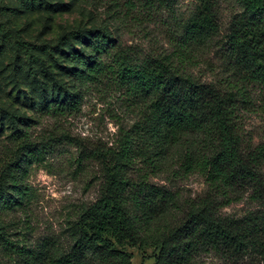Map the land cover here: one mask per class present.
Returning <instances> with one entry per match:
<instances>
[{
	"label": "trees",
	"instance_id": "trees-1",
	"mask_svg": "<svg viewBox=\"0 0 264 264\" xmlns=\"http://www.w3.org/2000/svg\"><path fill=\"white\" fill-rule=\"evenodd\" d=\"M237 1L243 12L233 17L224 39L229 75L221 84L199 82L186 71L196 61L193 47L206 46L220 34L211 0H199L172 52L141 64L119 50L107 28L65 33L56 44L40 48L62 52L76 84L112 75L136 103L138 120L124 132L117 150L96 155L105 177L102 194L72 227L70 251L58 254L46 244L30 248L24 239L13 240L6 223L24 200H32L25 182L29 167L45 161L51 147L50 141H31L24 131L29 120L13 114L19 126L12 134L16 147L0 171V249L22 264H132L129 248L153 250L150 257L143 255V263L153 258L155 264H199L214 256L223 264H264V143L246 145L243 125L256 99L264 112V0ZM0 33L5 38L13 32L0 23ZM15 37L31 63L41 61L35 46ZM75 41L80 46L66 52ZM54 89L43 110L61 115L79 110V92ZM200 136L205 147L197 152L193 139ZM176 165L172 177L199 173L210 190L191 202L181 219L178 192L156 182ZM246 197L256 210L241 218L218 215L221 207Z\"/></svg>",
	"mask_w": 264,
	"mask_h": 264
},
{
	"label": "rangeland",
	"instance_id": "rangeland-1",
	"mask_svg": "<svg viewBox=\"0 0 264 264\" xmlns=\"http://www.w3.org/2000/svg\"><path fill=\"white\" fill-rule=\"evenodd\" d=\"M216 4L220 34L206 46H194L196 61L186 71L202 83L221 84L227 77L224 63V39L234 16L243 12L237 0H211ZM199 0H0V171L15 150L12 134L18 129L13 114L29 120L25 133L34 143L50 141L45 161L30 165L25 182L32 188L31 201L6 218L13 240L24 239L30 248L46 244L58 254L67 253L74 244L72 227L82 211L101 196L105 177L97 154L117 150L123 134L138 120L136 103L128 98L112 75H101L94 83L76 84L68 73L72 65L62 52H42L45 44H56L61 36L77 30L107 28L131 62L141 64L173 51L183 40L185 25L197 11ZM36 48L40 62L31 63L15 36ZM73 42L65 47L68 52ZM111 63L112 57L105 59ZM57 85V87H55ZM58 86L62 93L81 94L77 111L64 115L42 109L51 102ZM260 94L254 91V97ZM254 111L244 115L245 141L248 146L264 143V112L259 99ZM202 136L196 137L195 149L204 150ZM178 165L164 171L156 182L178 192L181 212L210 190L199 173L183 172L172 177ZM247 197L223 206L218 215L241 218L256 210ZM132 264H155L151 248L143 252L129 248ZM0 264H22L11 252L0 249ZM25 264V263H24ZM199 264H223L207 256Z\"/></svg>",
	"mask_w": 264,
	"mask_h": 264
}]
</instances>
